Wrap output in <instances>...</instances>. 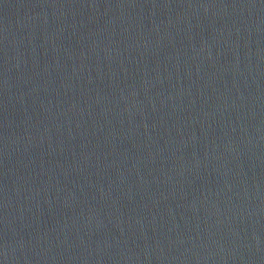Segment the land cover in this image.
I'll list each match as a JSON object with an SVG mask.
<instances>
[{"label":"water","instance_id":"obj_1","mask_svg":"<svg viewBox=\"0 0 264 264\" xmlns=\"http://www.w3.org/2000/svg\"><path fill=\"white\" fill-rule=\"evenodd\" d=\"M0 264H264V0H0Z\"/></svg>","mask_w":264,"mask_h":264}]
</instances>
